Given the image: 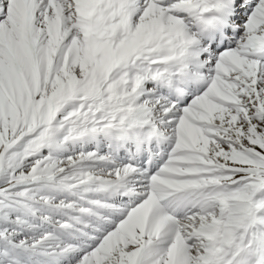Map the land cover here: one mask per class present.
I'll use <instances>...</instances> for the list:
<instances>
[{"label": "snow or ice", "instance_id": "obj_1", "mask_svg": "<svg viewBox=\"0 0 264 264\" xmlns=\"http://www.w3.org/2000/svg\"><path fill=\"white\" fill-rule=\"evenodd\" d=\"M0 264H264V0H0Z\"/></svg>", "mask_w": 264, "mask_h": 264}]
</instances>
